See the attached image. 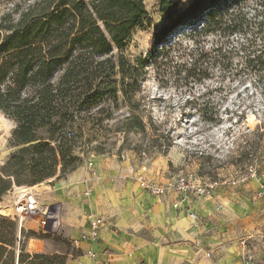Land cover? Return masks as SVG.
<instances>
[{
    "label": "trees",
    "instance_id": "obj_1",
    "mask_svg": "<svg viewBox=\"0 0 264 264\" xmlns=\"http://www.w3.org/2000/svg\"><path fill=\"white\" fill-rule=\"evenodd\" d=\"M156 1L168 21L152 35L154 45L201 20L189 34L224 40L213 50L223 70L238 58L240 70L264 79V0L251 7L244 6L248 0H191L181 10L171 0ZM145 24L144 0H0V95L7 92L0 113L15 121L14 150L0 167V200L13 184L65 178L89 152L103 153L98 140L121 106L128 113L115 132H145L135 97L148 59L126 55ZM3 225L12 235L15 223L0 217L5 245ZM32 264L63 261L35 256Z\"/></svg>",
    "mask_w": 264,
    "mask_h": 264
},
{
    "label": "rangeland",
    "instance_id": "obj_2",
    "mask_svg": "<svg viewBox=\"0 0 264 264\" xmlns=\"http://www.w3.org/2000/svg\"><path fill=\"white\" fill-rule=\"evenodd\" d=\"M171 1L181 10L191 0ZM255 1L248 0L244 6L251 7ZM144 5L150 24L133 33L126 55L131 61L148 59L135 97L145 132H115L117 122L128 113V108L121 106L108 123L111 130L98 140L103 153L89 152L78 168H85L92 178L99 176V170L110 175L132 172L138 173V179L146 177L170 185L177 177H184L192 188L184 193L170 192L180 201L182 195L193 202L200 197L232 200L245 209L241 220L258 225L253 230L254 240H250L251 252L244 254L241 264H264V79L258 81L240 70L238 58L233 59L231 68L223 70L213 50L224 40L189 34L192 28H201V20L154 45L152 35L168 20L156 0H144ZM201 52L209 53L207 59ZM16 87L8 91H17ZM3 113L5 117L0 115L6 121L0 116L4 121L0 124V167L14 150L9 139L15 121ZM67 176L34 185L13 184L1 198L0 217L15 225L12 235L8 225H3V234L10 241L0 244V264H32L35 256L53 257L63 264H92L91 249L80 244L84 242L83 225L78 221L82 217L67 214L62 202L63 192L70 189H58V182ZM198 188L205 193L200 195ZM25 192L33 193L55 216L46 221L48 225H42L43 217H27L19 228L12 202Z\"/></svg>",
    "mask_w": 264,
    "mask_h": 264
},
{
    "label": "crops",
    "instance_id": "obj_3",
    "mask_svg": "<svg viewBox=\"0 0 264 264\" xmlns=\"http://www.w3.org/2000/svg\"><path fill=\"white\" fill-rule=\"evenodd\" d=\"M117 175L99 170L92 178L80 167L58 182L70 189L62 194L67 214H80L84 230L92 216L104 222L95 242L80 243L92 250V264H241L251 252L258 225L242 222L245 209L232 200L155 197L138 173Z\"/></svg>",
    "mask_w": 264,
    "mask_h": 264
},
{
    "label": "built area",
    "instance_id": "obj_4",
    "mask_svg": "<svg viewBox=\"0 0 264 264\" xmlns=\"http://www.w3.org/2000/svg\"><path fill=\"white\" fill-rule=\"evenodd\" d=\"M88 164L89 166H91V162H89ZM213 185H216V183H212L211 186ZM139 186L155 197H163L170 193L172 189H174L173 191L184 193L185 191H189L192 188L191 182L184 177H177L172 185L158 183L156 181L147 179L146 177H140ZM196 191L200 195L205 193V190L203 188H198L196 189ZM173 206L177 207L178 203H175ZM12 212L15 215L19 228L22 227L23 220L27 217H43L42 225H48L46 221H52L55 217L53 215H50L51 212L47 211V208L42 206L36 196L31 192H25L22 195L15 196L13 198ZM103 223L104 222L100 217H90L88 229L82 231V241L89 244L94 242L98 237ZM89 253L94 256L91 250L89 251ZM248 263L249 262L245 264Z\"/></svg>",
    "mask_w": 264,
    "mask_h": 264
},
{
    "label": "bare ground",
    "instance_id": "obj_5",
    "mask_svg": "<svg viewBox=\"0 0 264 264\" xmlns=\"http://www.w3.org/2000/svg\"><path fill=\"white\" fill-rule=\"evenodd\" d=\"M0 124H4V121L1 120V119H0ZM15 189L19 190V189H21V188H17V187H16ZM22 189H24V187H22ZM18 193H19V192H18ZM19 195H20V194H19ZM21 195H22V194H21Z\"/></svg>",
    "mask_w": 264,
    "mask_h": 264
}]
</instances>
